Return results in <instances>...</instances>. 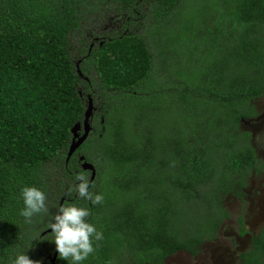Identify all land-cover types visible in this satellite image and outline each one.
<instances>
[{
	"label": "trees",
	"instance_id": "1",
	"mask_svg": "<svg viewBox=\"0 0 264 264\" xmlns=\"http://www.w3.org/2000/svg\"><path fill=\"white\" fill-rule=\"evenodd\" d=\"M262 97L264 0H0V264H51L63 198L103 233L82 264L197 256L264 170L242 128ZM82 156L101 204L70 192ZM25 186L47 196L31 223ZM240 264H264V226Z\"/></svg>",
	"mask_w": 264,
	"mask_h": 264
},
{
	"label": "clouds",
	"instance_id": "2",
	"mask_svg": "<svg viewBox=\"0 0 264 264\" xmlns=\"http://www.w3.org/2000/svg\"><path fill=\"white\" fill-rule=\"evenodd\" d=\"M74 179L75 182L70 186V192L91 201L93 205L103 203L102 194H94L89 190L92 185L85 173L76 174ZM21 197L24 208L20 215L25 217L28 223L32 222L34 215L48 212L47 196L41 189L35 186H25L21 190ZM89 216L90 211L87 208L65 204L58 209L48 224L59 259L67 261V264H82L95 251L93 241L98 242L103 239V233L87 221ZM12 264H40V262L22 253L12 260Z\"/></svg>",
	"mask_w": 264,
	"mask_h": 264
},
{
	"label": "rangeland",
	"instance_id": "3",
	"mask_svg": "<svg viewBox=\"0 0 264 264\" xmlns=\"http://www.w3.org/2000/svg\"><path fill=\"white\" fill-rule=\"evenodd\" d=\"M259 102L263 108L264 97ZM242 128L250 131L246 124ZM254 143L260 159L264 160L263 130L257 131ZM225 205L230 217L215 240L206 242L195 257L179 252L165 264H240V254L249 249L251 238L264 226V174L253 175L249 179L244 201L229 196ZM241 220L245 232H242Z\"/></svg>",
	"mask_w": 264,
	"mask_h": 264
},
{
	"label": "water",
	"instance_id": "4",
	"mask_svg": "<svg viewBox=\"0 0 264 264\" xmlns=\"http://www.w3.org/2000/svg\"><path fill=\"white\" fill-rule=\"evenodd\" d=\"M77 70H78L80 77L82 78L83 74H82V71L80 69V63L77 64ZM93 112H94V104H93L92 98L90 97L88 108H87L86 113H85L84 123L83 124L77 123L75 125V127L72 129L73 141H72V144L70 146V150H69V154H68V158H67V163L69 162V160L73 156V154L81 147V145L87 140L88 136L90 135V132L92 130L90 122H91V118L93 116ZM242 123L247 124L248 120L244 119V120H242ZM82 130H83V134L81 135L80 133ZM80 161L83 162L82 168L85 171H91L92 172V176H91V180H90V185H91L96 178V169L91 163L85 161V157L82 156L80 158ZM61 206H63V201H62L60 207ZM49 231L51 232V229ZM58 255H59L58 252L55 250V254H54L53 258L51 259L52 264H56V260H57Z\"/></svg>",
	"mask_w": 264,
	"mask_h": 264
},
{
	"label": "flooded vegetation",
	"instance_id": "5",
	"mask_svg": "<svg viewBox=\"0 0 264 264\" xmlns=\"http://www.w3.org/2000/svg\"><path fill=\"white\" fill-rule=\"evenodd\" d=\"M262 98L260 99H257L254 103L255 107H256V111H257V115L254 116V117H251L248 119V123L246 125L249 126L250 128V132L253 136V143H254V137L257 133L258 130H263L264 131V107L261 108L260 105H261V102H259ZM81 135L83 134V132L81 131L80 133ZM254 146H255V143H254ZM256 149V147H255ZM256 152H257V149H256ZM257 155H258V152H257ZM258 157L260 158V156L258 155ZM81 158V157H80ZM264 162V160H262ZM260 174H264V170L260 173ZM254 175H257V174H254ZM245 192H246V189H245ZM64 203L65 201V198H63L61 200V203ZM50 232V231H49ZM252 239V238H251ZM251 243V241H250ZM166 263V262H165ZM52 264V263H51ZM57 264V263H56Z\"/></svg>",
	"mask_w": 264,
	"mask_h": 264
}]
</instances>
